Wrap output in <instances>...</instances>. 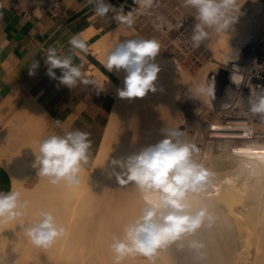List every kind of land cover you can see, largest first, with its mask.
<instances>
[{"label":"bare ground","instance_id":"obj_1","mask_svg":"<svg viewBox=\"0 0 264 264\" xmlns=\"http://www.w3.org/2000/svg\"><path fill=\"white\" fill-rule=\"evenodd\" d=\"M71 1L44 0L46 6L37 7V14L46 8L64 10ZM105 3L116 10L129 5L128 0ZM250 23L251 32L243 34ZM79 35L103 66L119 42L148 40L134 25L129 28L107 16L84 27ZM217 52L222 57L208 72L209 80L226 73L227 83L210 104L202 95H194L193 86L205 78L191 79L176 59L165 58L161 51L154 60L160 67L156 91L128 101L118 94L126 72L111 71L120 78L118 85L91 63L84 71L86 77L97 80L102 88L114 89L118 104L94 163L90 168L83 166L78 184L63 180L53 184L36 173V184L27 186L31 172L38 171L32 166L34 152L50 117L36 99L26 101L0 134V166L10 178L11 190L19 191L28 202L24 215L0 223V264H115L111 245L140 215L144 202L134 183L117 181L115 173L122 170L110 161L158 143L164 138L162 128L182 131L178 139L199 149L191 159L208 172V181L201 191L189 194V201L194 213L204 212L203 222L193 233L161 249L153 260L136 254L120 264H264V121L248 110L252 92L264 88V1L221 39ZM233 74L243 78L239 86L232 82ZM183 98L191 99L184 112ZM44 211L51 212L64 228L48 248L36 247L24 233ZM84 234L92 235L97 247L86 255L77 246L92 241Z\"/></svg>","mask_w":264,"mask_h":264},{"label":"clouds","instance_id":"obj_2","mask_svg":"<svg viewBox=\"0 0 264 264\" xmlns=\"http://www.w3.org/2000/svg\"><path fill=\"white\" fill-rule=\"evenodd\" d=\"M94 5L97 16L104 17L110 11L116 22L131 28L138 14H150L155 0H134V7L127 14L123 6L116 10L105 0H89ZM182 6L195 10V23L191 32L193 47L199 48L210 36L228 32L236 22L242 3L240 0H181ZM70 54L49 47L45 64L47 74L57 78L55 69L61 71L60 82L71 88L78 83L94 85L95 81L86 78L82 71L83 64H74L73 56L87 53L88 44L79 35L69 39ZM160 42L155 39L121 41L109 51L105 67L109 72L113 69L126 72L124 87L119 90L121 98L144 97L149 91L155 92L154 81L160 67L154 62L160 52ZM39 62L34 61L29 69L33 75ZM232 82L239 86L243 78L231 76ZM194 95H204L215 99L214 80L202 81L194 86ZM227 107V105H224ZM249 112L259 115L264 121V88L252 92L249 99ZM59 124V121H56ZM163 139L150 145L139 153L126 158L112 159L111 165L122 171L115 173L117 181L123 185L134 183L142 192L144 208L140 215L127 224L123 237L114 239L111 248L115 264L128 255L140 254L153 260L161 249L176 242L185 234L193 233L203 222L204 212L194 213L189 201L190 193L203 189L208 181V172L196 164L192 153L199 149L195 144L182 143L178 137L182 131L161 129ZM90 134L79 129L53 134L38 141V152H34L33 168L37 175L49 178L53 184L63 180L68 184H78L79 174L89 161L91 148ZM28 202L21 199L19 191L0 192V223L15 220L24 215ZM25 236L36 247L48 248L64 233V228L56 223L51 212H41L40 219L24 228Z\"/></svg>","mask_w":264,"mask_h":264},{"label":"crops","instance_id":"obj_3","mask_svg":"<svg viewBox=\"0 0 264 264\" xmlns=\"http://www.w3.org/2000/svg\"><path fill=\"white\" fill-rule=\"evenodd\" d=\"M39 6H46L44 0H0V127L17 110L22 96L29 98L27 102L35 98L52 114L54 134L77 129L90 134L89 161L84 165L90 168L110 120L112 101L96 80L94 85L78 83L70 89L58 79L62 74L59 69L54 70L57 78L50 77L45 58L49 47L70 54L69 39L102 17L95 14L88 0H72L64 10L46 8L41 15L37 14ZM34 61L39 66L30 75ZM73 63L83 64V72L93 63L102 73L111 75L90 51L74 55ZM10 189V178L0 166V192Z\"/></svg>","mask_w":264,"mask_h":264},{"label":"rangeland","instance_id":"obj_4","mask_svg":"<svg viewBox=\"0 0 264 264\" xmlns=\"http://www.w3.org/2000/svg\"><path fill=\"white\" fill-rule=\"evenodd\" d=\"M262 1L264 0H240L242 5L240 7L236 22L234 23L232 28L228 32L220 34H215L213 30H210L211 33L209 38L205 40L198 49L193 47L190 39L192 28L195 23V10L192 8L183 7L181 0H155L153 8L150 10V14H142L138 16L135 20L134 26L137 27L142 35H144L148 40H158L161 45L160 51L162 52L163 56L167 59H176V61L185 68V71L191 77V79L198 81L205 78L208 81V72L217 67V64H219L217 63V59L218 57H222L221 53L217 52V46L221 39L225 38L230 32H232L235 27H237L243 21L245 17H248L250 14H252L254 10L258 8L259 4L262 3ZM106 16L108 19H112L113 13L109 12ZM251 27L252 23H250V25L246 27L245 30L251 32ZM245 30L243 34H248V31L245 33ZM263 54L264 53L262 52V55ZM110 74V78L113 80V82L119 85L121 83L119 80L120 78L111 72ZM214 82L215 95L219 96L227 83L226 73H224L223 75H217V78L214 80ZM105 89H107V91L105 90L104 92L112 101L110 111V114H112L113 108L118 104L116 103L117 97L115 93L112 92L114 89H112L109 85H107ZM202 97L205 99V101H207L208 104L212 103L213 101L212 99H209L204 95H202ZM21 99L22 100L19 102L17 110L10 113V115H8L2 121L0 134L4 131L9 122L14 118L15 114L20 110V108L29 98L26 96H22ZM128 100L129 98H127V101ZM190 100V98H183L181 100L182 103H184V105L182 104L183 112L185 109L190 107ZM41 105L48 112L47 114L50 118L48 121H46L42 131H40L39 140L47 138L48 136L54 134L53 116L49 112V110H47V106H45L44 104ZM211 115L214 117L215 113L213 114L212 112ZM108 118H110V115ZM259 119L260 121H262L261 118ZM13 143H15L14 139L12 141V145ZM36 173L37 171L31 172L30 178L27 182L28 187H33L36 184ZM83 237L87 240H92L91 242L85 241L77 244L78 247H82L83 250H85L84 255H86L87 251H90V249L92 251H95V249H97L96 244H92L93 242H95L94 237L88 234H84ZM34 254L37 255L38 253L35 252ZM77 261L81 260L79 259Z\"/></svg>","mask_w":264,"mask_h":264},{"label":"water","instance_id":"obj_5","mask_svg":"<svg viewBox=\"0 0 264 264\" xmlns=\"http://www.w3.org/2000/svg\"><path fill=\"white\" fill-rule=\"evenodd\" d=\"M122 2V1H124V0H112V2ZM128 6H126L125 8H123V11L125 12V13H127V12H129V11H131L136 5L134 4V0H128Z\"/></svg>","mask_w":264,"mask_h":264},{"label":"trees","instance_id":"obj_6","mask_svg":"<svg viewBox=\"0 0 264 264\" xmlns=\"http://www.w3.org/2000/svg\"><path fill=\"white\" fill-rule=\"evenodd\" d=\"M142 34V33H141Z\"/></svg>","mask_w":264,"mask_h":264}]
</instances>
